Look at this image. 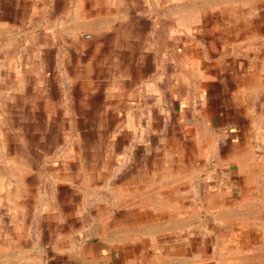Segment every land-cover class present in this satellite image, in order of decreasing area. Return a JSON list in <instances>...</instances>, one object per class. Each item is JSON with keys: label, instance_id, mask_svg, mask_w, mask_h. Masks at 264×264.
<instances>
[{"label": "crops", "instance_id": "crops-1", "mask_svg": "<svg viewBox=\"0 0 264 264\" xmlns=\"http://www.w3.org/2000/svg\"><path fill=\"white\" fill-rule=\"evenodd\" d=\"M264 264V0H0V262Z\"/></svg>", "mask_w": 264, "mask_h": 264}, {"label": "rangeland", "instance_id": "rangeland-1", "mask_svg": "<svg viewBox=\"0 0 264 264\" xmlns=\"http://www.w3.org/2000/svg\"><path fill=\"white\" fill-rule=\"evenodd\" d=\"M0 264H5V263L0 262ZM7 264H17V263L10 261V262H7Z\"/></svg>", "mask_w": 264, "mask_h": 264}]
</instances>
